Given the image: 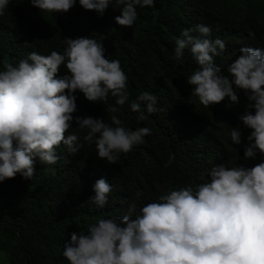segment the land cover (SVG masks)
Masks as SVG:
<instances>
[{"label":"trees","instance_id":"obj_1","mask_svg":"<svg viewBox=\"0 0 264 264\" xmlns=\"http://www.w3.org/2000/svg\"><path fill=\"white\" fill-rule=\"evenodd\" d=\"M119 10L109 5L101 16L83 9L76 0L66 13H50L40 12L28 0H10L0 15V70L5 62L16 65L32 51L45 56L54 50L63 53L68 38L91 37L103 44L105 58L120 61L128 77L129 100L119 112L111 113L106 110L116 106L115 97L109 95L106 103L90 102L77 91L73 116L102 118L111 124L110 117L116 115L125 128L151 129L142 144L109 164L98 158L94 141L84 140L88 130L80 129L74 119L65 135L78 137V153H69L61 143L56 164L34 158L36 172L31 180L18 173L0 182V264H69L62 252L73 232L87 233L99 219L126 214L135 218L143 205L157 202L171 190L188 186L195 190L216 165L252 167L264 162L259 152L244 158L252 130L239 116L245 111L255 113L245 92L236 90L239 103L231 107H226L227 97L203 106L191 96L193 86L186 83L198 67L190 50L185 49L183 64L174 53L183 29L207 25L208 38L226 44L215 63L229 76L227 68L242 47L264 49V0H154L152 7L137 6L132 28L115 22ZM68 74L62 65L56 78ZM143 92L157 97L159 111H145L146 118L139 121L130 104ZM233 128L241 131L239 145L231 141ZM101 178L113 186L103 208L90 199ZM132 205L135 210L129 213Z\"/></svg>","mask_w":264,"mask_h":264},{"label":"clouds","instance_id":"obj_2","mask_svg":"<svg viewBox=\"0 0 264 264\" xmlns=\"http://www.w3.org/2000/svg\"><path fill=\"white\" fill-rule=\"evenodd\" d=\"M9 2L0 0V15ZM28 2L40 12L66 13L76 0ZM79 4L101 16L109 5L119 8L115 22L132 28L137 6L152 7L154 0H79ZM210 34L209 26L196 24L183 29L175 41L176 61L183 64L184 51L189 49L198 65L186 79L193 86L191 96L205 107L227 97L226 107H231L239 103L236 90H243L251 102L249 108L255 109L254 114L245 111L239 116L252 130L244 158H253L257 152L264 156V49L242 47L227 68L229 78L215 63L226 44L220 38L209 39ZM65 43L63 53L54 50L45 56L32 51L16 65L5 62L0 70V182L18 173L31 180L36 172L34 158L56 164L61 143L69 153H78V137L65 135L74 119L80 129L88 130L84 140L95 142L98 158L109 164L119 162L122 153L128 154L151 135L148 127L125 128L116 115L110 117L111 124L102 118L73 116L77 91L90 102L106 103L111 95L116 106L106 111L119 112L129 100L128 77L119 60L105 58L103 44L95 39L68 38ZM62 65L69 74L56 78ZM156 105L157 97L143 92L130 109L143 121L145 111H159ZM229 135L233 144L241 143L240 130L233 128ZM112 188L105 179H98L90 199L103 208ZM141 195L138 190L137 198ZM134 210L132 205L129 213ZM62 255L69 264H264V162L252 167L216 165L195 190L191 186L171 190L157 202L143 205L135 218L126 214L99 219L87 233L73 232Z\"/></svg>","mask_w":264,"mask_h":264}]
</instances>
